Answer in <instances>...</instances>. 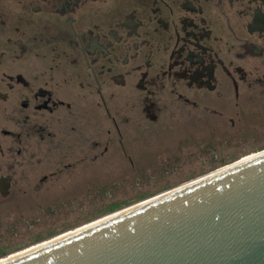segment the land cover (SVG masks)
Instances as JSON below:
<instances>
[{
  "label": "flooded vegetation",
  "instance_id": "obj_1",
  "mask_svg": "<svg viewBox=\"0 0 264 264\" xmlns=\"http://www.w3.org/2000/svg\"><path fill=\"white\" fill-rule=\"evenodd\" d=\"M257 112L264 0H0V199L64 193L116 149L132 161L148 125L216 134Z\"/></svg>",
  "mask_w": 264,
  "mask_h": 264
},
{
  "label": "water",
  "instance_id": "obj_2",
  "mask_svg": "<svg viewBox=\"0 0 264 264\" xmlns=\"http://www.w3.org/2000/svg\"><path fill=\"white\" fill-rule=\"evenodd\" d=\"M144 201L1 264H264V150Z\"/></svg>",
  "mask_w": 264,
  "mask_h": 264
},
{
  "label": "rangeland",
  "instance_id": "obj_3",
  "mask_svg": "<svg viewBox=\"0 0 264 264\" xmlns=\"http://www.w3.org/2000/svg\"><path fill=\"white\" fill-rule=\"evenodd\" d=\"M249 123L233 131L226 122L216 134L199 119L148 125L129 139L132 161L116 149L93 169L68 175L64 193L49 184L34 198L0 199V260L264 150V113H252ZM52 169L34 164L31 175Z\"/></svg>",
  "mask_w": 264,
  "mask_h": 264
},
{
  "label": "bare ground",
  "instance_id": "obj_4",
  "mask_svg": "<svg viewBox=\"0 0 264 264\" xmlns=\"http://www.w3.org/2000/svg\"><path fill=\"white\" fill-rule=\"evenodd\" d=\"M249 158H250V157H249ZM246 159H247V158H246ZM244 160H245V159H244ZM157 197H158V196H157ZM157 197H155V198H157ZM144 202H145V201H144ZM142 203H143V202H142ZM142 203H140V204H142ZM140 204H138V205H140ZM138 205H135V206H138ZM133 207H134V206H133ZM133 207H130V208H133ZM130 208H127V209H125V210H123V211H120V212H118V213L112 214V215H110V216H108V217H105V218H103V219H100V220H98V221H96V222H94V223H91V224H90V223H86V226L81 227V228H78V229L73 230V231H68L67 233L62 234L61 236H59V237L56 238V239H53V240L48 241V242H44V243L37 244V245H35V246H33V247H30V248H28V249H26V250H24V251H22V252L20 251L19 253H16V254H14V255H12V256H9V257H7V258H4V259L0 260V264L3 263V262H6V261H8V260H10V259H12V258H15V257H18V256H20V255H23V254H25V253H27V252H30V251H32V250H34V249H36V248H39V247L45 246V245H47V244H49V243H51V242H54V241H56V240H60L61 238H64V237L69 236V235H71V234H74L75 232L81 231V230H83V229H85V228H88V227L94 225V224L100 223V222H102V221H104V220H106V219H108V218H111V217H113V216H115V215H117V214H120L121 212H124V211H126V210H129Z\"/></svg>",
  "mask_w": 264,
  "mask_h": 264
}]
</instances>
